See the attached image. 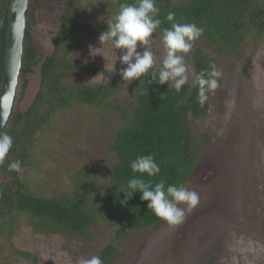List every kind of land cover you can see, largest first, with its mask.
Wrapping results in <instances>:
<instances>
[{
	"label": "rangeland",
	"instance_id": "374dc122",
	"mask_svg": "<svg viewBox=\"0 0 264 264\" xmlns=\"http://www.w3.org/2000/svg\"><path fill=\"white\" fill-rule=\"evenodd\" d=\"M66 1L29 0L31 14L25 24L29 42L24 40V47L30 44L37 61L30 72L18 76L14 111H24L38 89L39 60L52 50V35L58 30ZM80 2L82 45H73L69 57L90 63L96 71L73 70L64 82L94 85L112 80L120 88L100 107L72 100L33 134L31 159L19 174L37 195L68 192L71 177L76 182L81 179L75 170L84 165L93 170L97 182L105 178L111 160L108 146L119 125L108 105L124 103L132 96L129 84L118 74L125 67L119 59L111 72L115 59L111 43L98 41L102 23L114 18L118 9L99 0ZM252 45L246 38L230 57L205 49L222 75L210 97L208 116L193 125L204 136L185 186L199 194V204L182 224L169 226L161 220L129 231L117 241L115 228L98 219L91 238L83 239L34 231L20 213L9 225L0 223V264H78L80 257L100 256L108 244H117L118 251L103 264H264V43ZM149 48L158 66L164 49L157 32ZM116 54L120 55L119 50ZM185 61L191 71L190 53ZM7 123L5 127H11Z\"/></svg>",
	"mask_w": 264,
	"mask_h": 264
},
{
	"label": "trees",
	"instance_id": "16d2710c",
	"mask_svg": "<svg viewBox=\"0 0 264 264\" xmlns=\"http://www.w3.org/2000/svg\"><path fill=\"white\" fill-rule=\"evenodd\" d=\"M99 2L115 5L119 11L120 4L133 3L134 0ZM8 3L9 0H0V79ZM156 6L161 20L156 32L160 36L162 29L170 27L166 19L169 12H175L176 20L180 23H195L204 29L190 52L191 71H206L215 64L210 52L232 56L246 38L252 40V47L264 43V0H156ZM80 11V0H67L61 8L52 50L39 60L38 89L24 111L11 109L7 121L11 127H4L2 131L13 138V145L4 163L0 164V223L9 225L15 215L22 213L34 231L90 239L94 223L102 219L108 226L115 228V239L119 241L129 231L161 221L147 209L148 202L140 199V193H134L125 201L124 192L119 191V187L134 175L140 177L139 173L133 174L130 162L137 156L151 154L160 172L153 177L145 174L141 178L153 186L161 180L166 187L176 183L185 185L197 164V146L204 136V133L195 132L193 125L208 116L213 92L208 94V100L201 106L198 103V88L192 77L179 92L175 91L171 82L161 85L149 82L150 78L133 80L129 84L132 96H127L124 103L108 105L115 112L119 125L108 146L111 160L105 178L97 182L93 178V170L84 165L75 170L74 173L79 174L81 179L76 182L71 177V189L68 192L54 196L30 192L20 177V171H9L8 165L19 160L22 169L29 163L33 134L48 122L52 114L68 106L72 100L100 107L120 88L112 80L94 85L79 82L67 85L64 82L73 70L84 73L96 71L90 63L69 57L73 45H82L79 38L82 32ZM29 13L30 9L27 10L26 19ZM106 29L107 24L103 22L102 32ZM24 40L29 42L27 25ZM205 49H210V52ZM36 61L30 44L24 47L23 41L19 75L30 72L31 65ZM159 67L160 64L154 66L152 71ZM117 251V244L105 245L100 251L103 263Z\"/></svg>",
	"mask_w": 264,
	"mask_h": 264
},
{
	"label": "clouds",
	"instance_id": "9594fccd",
	"mask_svg": "<svg viewBox=\"0 0 264 264\" xmlns=\"http://www.w3.org/2000/svg\"><path fill=\"white\" fill-rule=\"evenodd\" d=\"M96 2L97 0L94 3ZM158 14L156 0H134L133 3L120 4L114 18L105 22L107 29L99 35L98 41L101 45L110 42L115 51L111 72L115 71V61L119 59L125 67L119 69L118 74L125 84H130L133 80L140 81L142 77L144 80L150 78L149 82L161 85L171 82L177 92L188 83L191 76L198 88V103L203 106L209 98L208 94L219 87L222 73L215 64L206 71L190 72L185 56L192 51L195 41L203 35L204 29L195 23H180L176 20L175 12H169L166 19L170 22V27L161 30L164 56L160 67L152 71L156 59L149 46L153 34L161 25ZM138 48L142 51H138ZM117 50L120 52L119 56L116 54ZM12 145L13 138L0 132V164L4 163ZM130 167L133 174L139 173L140 177L134 175L119 187V191L125 194L124 200L130 199L134 193H140V199L148 202L147 209L169 226L182 224L186 214L199 204V194L182 183L166 187L161 180L153 186L151 182L141 178L145 174L153 177L160 172L159 165L151 154L137 156L130 162ZM20 169L19 160L8 165L9 171L19 172ZM78 264H103V261L100 256L93 255L88 258L80 257Z\"/></svg>",
	"mask_w": 264,
	"mask_h": 264
},
{
	"label": "water",
	"instance_id": "95a60500",
	"mask_svg": "<svg viewBox=\"0 0 264 264\" xmlns=\"http://www.w3.org/2000/svg\"><path fill=\"white\" fill-rule=\"evenodd\" d=\"M29 0H9L4 60L0 79V132L9 118L23 55L24 30Z\"/></svg>",
	"mask_w": 264,
	"mask_h": 264
},
{
	"label": "flooded vegetation",
	"instance_id": "af4514ba",
	"mask_svg": "<svg viewBox=\"0 0 264 264\" xmlns=\"http://www.w3.org/2000/svg\"><path fill=\"white\" fill-rule=\"evenodd\" d=\"M33 8V7H32ZM29 9V8H28ZM55 38V34L52 35V40Z\"/></svg>",
	"mask_w": 264,
	"mask_h": 264
}]
</instances>
